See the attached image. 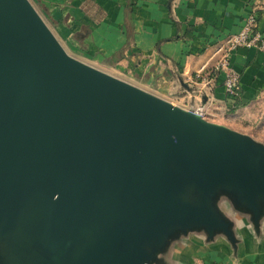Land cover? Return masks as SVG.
I'll return each instance as SVG.
<instances>
[{
  "label": "water",
  "instance_id": "95a60500",
  "mask_svg": "<svg viewBox=\"0 0 264 264\" xmlns=\"http://www.w3.org/2000/svg\"><path fill=\"white\" fill-rule=\"evenodd\" d=\"M223 197L259 216L263 143L74 57L31 0H0L2 237L19 230L39 264H153L180 230L230 233Z\"/></svg>",
  "mask_w": 264,
  "mask_h": 264
},
{
  "label": "crops",
  "instance_id": "0c3cea01",
  "mask_svg": "<svg viewBox=\"0 0 264 264\" xmlns=\"http://www.w3.org/2000/svg\"><path fill=\"white\" fill-rule=\"evenodd\" d=\"M31 2L62 44L78 42L84 54L107 66L120 67L129 60L131 76L139 85L171 101L176 98L187 108L202 103L230 108L223 73L211 87L196 80L194 73L213 68L222 47L251 11L257 10L259 28L264 30V0ZM231 59L241 76L239 103L248 106L264 94V52L242 46ZM217 204L230 221V233L222 229L211 233L204 227L180 230L153 264H264V202L258 217L228 197Z\"/></svg>",
  "mask_w": 264,
  "mask_h": 264
},
{
  "label": "rangeland",
  "instance_id": "374dc122",
  "mask_svg": "<svg viewBox=\"0 0 264 264\" xmlns=\"http://www.w3.org/2000/svg\"><path fill=\"white\" fill-rule=\"evenodd\" d=\"M63 46L68 51V53H70L74 57L86 63H89L99 69H102L114 76H117L121 79L127 80L137 86L142 87L141 85H139V82L135 78H133V76H131L133 73V71L131 70L132 69L131 67L133 66L131 65L132 62H130L129 60L125 61V63H121L120 67L117 66L118 64L116 66H107L104 64L103 61L91 58L87 56L86 54H84V52L81 51V49H84V46L83 45L80 46L78 42L73 41V44H69L67 42L66 44H63ZM128 68L129 70H127ZM134 82H137V83H134ZM173 101L175 104H178L176 103V101H178L176 98H172V102ZM185 104L187 105V103ZM178 105H181V104H178ZM181 106H183V103ZM212 107L213 106L209 108V111L204 116L205 118L213 122L225 124L235 130L248 134L252 138H254L256 141L264 144V94L258 97L254 102L250 103L248 106L241 104L237 106L236 108H229L226 110L220 109L219 107H216V106L213 107V108L216 107L214 110H211ZM20 234H21L20 231L16 230L14 234L9 235L8 237L15 240L16 239L15 237ZM2 238L3 237L0 235V244H2V242H5V239H2Z\"/></svg>",
  "mask_w": 264,
  "mask_h": 264
},
{
  "label": "built area",
  "instance_id": "2783aa9c",
  "mask_svg": "<svg viewBox=\"0 0 264 264\" xmlns=\"http://www.w3.org/2000/svg\"><path fill=\"white\" fill-rule=\"evenodd\" d=\"M257 46L264 52V30L259 28V14L257 10L251 11L245 19L242 28L233 33L222 47V53L219 59L209 71L199 70L194 73L196 80H199L205 87H211L220 73L224 74V86L226 94L232 102L242 89L240 72L233 65L232 52L239 47ZM203 116L209 111L206 103L200 104L194 108Z\"/></svg>",
  "mask_w": 264,
  "mask_h": 264
},
{
  "label": "flooded vegetation",
  "instance_id": "af4514ba",
  "mask_svg": "<svg viewBox=\"0 0 264 264\" xmlns=\"http://www.w3.org/2000/svg\"><path fill=\"white\" fill-rule=\"evenodd\" d=\"M5 242L0 244V264H39L44 260V252L31 250L20 239L13 240L3 237ZM40 251V252H39Z\"/></svg>",
  "mask_w": 264,
  "mask_h": 264
},
{
  "label": "trees",
  "instance_id": "16d2710c",
  "mask_svg": "<svg viewBox=\"0 0 264 264\" xmlns=\"http://www.w3.org/2000/svg\"><path fill=\"white\" fill-rule=\"evenodd\" d=\"M129 15V14H128ZM240 95H241V90L238 93L237 97L234 99V101L230 104V108H236L237 106L240 105L239 100H240Z\"/></svg>",
  "mask_w": 264,
  "mask_h": 264
}]
</instances>
